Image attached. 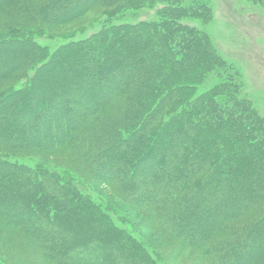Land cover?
I'll return each mask as SVG.
<instances>
[{"label":"trees","instance_id":"obj_1","mask_svg":"<svg viewBox=\"0 0 264 264\" xmlns=\"http://www.w3.org/2000/svg\"><path fill=\"white\" fill-rule=\"evenodd\" d=\"M157 1L0 0V81L26 70L0 94V243H16L0 264H163L78 174L19 157L32 150L94 177L203 264H264V121L230 72L200 92L224 62L172 19L178 0ZM140 7L152 18L113 24ZM96 9L106 24L90 37L57 51L37 40Z\"/></svg>","mask_w":264,"mask_h":264},{"label":"rangeland","instance_id":"obj_2","mask_svg":"<svg viewBox=\"0 0 264 264\" xmlns=\"http://www.w3.org/2000/svg\"><path fill=\"white\" fill-rule=\"evenodd\" d=\"M178 1L180 4L175 3L173 5L174 10L171 12L172 19L177 21L190 20V24L197 27L199 36L204 37V35H207L209 37L215 50L214 55L224 62V69L222 68L219 72L214 70V72L207 74L203 85L198 86L200 92L218 86L219 83H224V80H228V72H230L234 76V79L237 80V84H240V97L250 101L252 107L264 121V0ZM157 2L156 0V8L164 7L162 2ZM148 4L146 3V5ZM179 6L181 8L189 7V11L182 10ZM147 13V8L140 7L138 10H130L123 15L116 16V18L112 19V22L113 24L124 22L135 23L152 18V14L148 15ZM102 16L103 11L96 9L68 24L52 25V30L54 31L52 33H35V35L42 38H37L41 44L48 46L51 50L56 49L55 51H57L65 42L68 44L90 37L94 30L100 29L103 24H106L105 18L101 19ZM8 18L4 15L2 17L3 21H8ZM164 30L171 33L173 44L177 40H180L183 33L181 29H177L172 24L171 27H168V25L162 26V31ZM16 43V41L13 42L6 50L9 53L14 52L17 48L15 46ZM193 54L191 53V55ZM59 64L58 59H53L51 67L48 64L45 71L49 68V72H53L54 69L59 68ZM25 68L27 69L28 67ZM25 71L21 69L10 78L0 81V94L2 95L5 91L8 92L13 87H16V89L20 88L26 80ZM45 71L43 76L48 74ZM33 117L38 120L35 113H33ZM22 153H19V157L24 158L30 164L42 163L52 168L63 167L78 174L79 178L77 179L80 183H83L81 185L82 189L91 195L94 200H101L102 204H104V201L108 203V206H103L112 211L114 219L129 227L148 247L158 251L162 257L163 264H203L198 252L190 248H183L178 240L161 235L149 225V219L145 213L122 202L104 184L84 171L65 162L57 154L40 153L35 150ZM4 231L13 239L23 238L17 231L7 229H4ZM10 244L16 243H0V249L6 252L10 250ZM11 258L16 260L12 255ZM11 264L13 263L11 262ZM14 264H19V262L15 261ZM20 264L27 263L20 262Z\"/></svg>","mask_w":264,"mask_h":264}]
</instances>
